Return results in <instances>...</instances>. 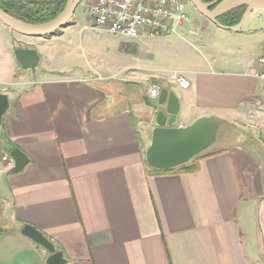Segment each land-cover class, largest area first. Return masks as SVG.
Listing matches in <instances>:
<instances>
[{
    "label": "crops",
    "instance_id": "0c3cea01",
    "mask_svg": "<svg viewBox=\"0 0 264 264\" xmlns=\"http://www.w3.org/2000/svg\"><path fill=\"white\" fill-rule=\"evenodd\" d=\"M33 39L0 23V95L10 102L0 131V264H46L48 252L21 234L25 225L59 244L67 264H264L262 147L231 141L190 174L154 175L145 163L151 80L179 98L181 127L213 117L263 137V84L254 76L262 55L174 71L188 90L173 74L132 75L120 80L122 93L115 75H74L46 66L43 55L34 78L14 53H40ZM11 145L29 157L16 175L2 160Z\"/></svg>",
    "mask_w": 264,
    "mask_h": 264
},
{
    "label": "rangeland",
    "instance_id": "374dc122",
    "mask_svg": "<svg viewBox=\"0 0 264 264\" xmlns=\"http://www.w3.org/2000/svg\"><path fill=\"white\" fill-rule=\"evenodd\" d=\"M188 12L189 21L179 29L178 34L153 39H127L93 29L89 22L88 0H82L72 20V24L76 22V25H73L72 29L68 27L70 29L63 38L60 36V40L51 45L45 41L46 38L28 41L45 46L40 54L43 55L46 66L67 68L74 75H115L119 82L114 85L118 91H123L122 93L124 85L120 80L130 79L132 75L170 77L176 70L184 72L202 68L208 62L219 63L216 65L218 67L230 66L237 62L247 64L256 56H264L263 10L253 11L243 25L241 33L220 28L200 14L190 2ZM42 65H39L35 72H31L34 78H39ZM152 81L150 82L153 83ZM125 87L133 91L132 88ZM227 123L221 130L222 138L237 142L249 138L264 151V130L259 129L263 137L258 138L257 128H244ZM249 143L244 142V145ZM223 147L215 146L207 152H214Z\"/></svg>",
    "mask_w": 264,
    "mask_h": 264
},
{
    "label": "water",
    "instance_id": "95a60500",
    "mask_svg": "<svg viewBox=\"0 0 264 264\" xmlns=\"http://www.w3.org/2000/svg\"><path fill=\"white\" fill-rule=\"evenodd\" d=\"M192 3L200 14L222 29L238 32L242 29L254 10L264 11V0H215L205 3L202 0H187ZM82 0H68L64 12L55 20L43 25H31L21 22L0 9V22L12 31L24 37L49 38L55 36L59 30L72 25L75 13ZM248 6L244 19L234 27L222 25L218 19L221 15L236 6ZM15 57L24 70L36 71L41 62V55L36 48L19 47L15 50ZM152 109V124L155 126L152 144L147 150L146 161L152 169L166 171L180 167L205 151L209 150L217 141L222 121L213 117H202L188 127H180L179 116L181 104L174 91L162 88L156 102L148 103ZM10 108L7 94L0 95V131L3 118ZM10 155L14 161L10 175L24 171L29 163V157L20 149L14 148ZM21 234L43 247L49 254L46 264H67L64 251L58 250L56 244L32 225H25Z\"/></svg>",
    "mask_w": 264,
    "mask_h": 264
},
{
    "label": "built area",
    "instance_id": "2783aa9c",
    "mask_svg": "<svg viewBox=\"0 0 264 264\" xmlns=\"http://www.w3.org/2000/svg\"><path fill=\"white\" fill-rule=\"evenodd\" d=\"M188 4L187 0H88L89 22L95 30L127 39L170 36L189 21ZM254 76L262 82L264 93V56L258 59ZM171 82L182 90L191 87L190 81L179 72L173 73ZM162 88L149 87V98L158 101ZM2 160L14 165L10 154Z\"/></svg>",
    "mask_w": 264,
    "mask_h": 264
},
{
    "label": "trees",
    "instance_id": "16d2710c",
    "mask_svg": "<svg viewBox=\"0 0 264 264\" xmlns=\"http://www.w3.org/2000/svg\"><path fill=\"white\" fill-rule=\"evenodd\" d=\"M202 1L205 3H212L215 0H202ZM67 3L68 0H0V9H2L5 13H7L8 15L14 17L15 19L21 22L31 25H43L57 19L64 12ZM247 8L248 6L246 5L237 6L234 9L221 15L218 21L224 26H228V27L237 26L238 24H240ZM61 33L62 31L59 30L56 35H59ZM152 82L157 84L162 83V81L159 80H153ZM225 123L227 122L222 121L223 126H221V129L219 131L218 141L211 147L213 148L215 146H224L223 148L214 152H207L208 151L207 150L201 155L191 160L190 162L175 169H170L166 171L152 169L148 165L147 161H145L146 166L152 169V173L154 175L190 174L197 172L199 170V162L201 159L223 152L225 151L228 144H231L230 143L231 141L228 140L229 138L221 137V130L225 127L226 125ZM228 124L230 123H227V125ZM11 146L13 147L11 148V150L15 148L14 145ZM50 240H52L56 244L58 250H61L59 244H57L53 239Z\"/></svg>",
    "mask_w": 264,
    "mask_h": 264
}]
</instances>
